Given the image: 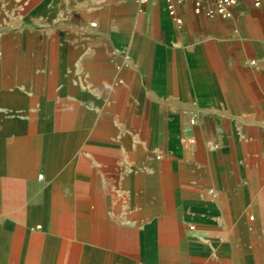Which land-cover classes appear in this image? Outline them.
I'll return each mask as SVG.
<instances>
[{"label": "crops", "instance_id": "0c3cea01", "mask_svg": "<svg viewBox=\"0 0 264 264\" xmlns=\"http://www.w3.org/2000/svg\"><path fill=\"white\" fill-rule=\"evenodd\" d=\"M229 12L0 0V264H206L264 228V11Z\"/></svg>", "mask_w": 264, "mask_h": 264}, {"label": "rangeland", "instance_id": "374dc122", "mask_svg": "<svg viewBox=\"0 0 264 264\" xmlns=\"http://www.w3.org/2000/svg\"><path fill=\"white\" fill-rule=\"evenodd\" d=\"M260 133L264 134V132ZM111 134L113 135V132ZM146 138L149 139L148 135L146 136ZM211 147L213 150L216 149L215 145H212ZM258 147L259 146L257 144V148ZM261 149L264 152V147ZM35 177L38 179L37 174ZM35 177L33 179H35ZM250 217H254L253 213L247 214V221L250 223V225L247 227L244 237L241 239V237L237 236L238 241H224L222 243L223 250L218 256H216L215 254L214 242H211L209 238L206 240L205 246L207 250V256L209 257L206 264H264V228L260 230L256 225H254L253 221L250 220ZM239 229L240 228L238 226H234L230 221L225 220L223 226H219L217 229L213 227L208 229V231H211L212 233H215V231H217L218 233L223 234L224 237L228 235L227 239H230L231 237L234 238V235L238 234ZM136 232L137 229L134 228L123 229L115 227L113 234V238L115 240H118V243L114 244V250L126 253L129 258L134 261L137 260L136 257L138 254L136 240L137 236H135ZM125 234L128 236L127 241L124 237ZM183 260L184 264H189L187 263V259ZM191 262L194 263V261Z\"/></svg>", "mask_w": 264, "mask_h": 264}, {"label": "built area", "instance_id": "2783aa9c", "mask_svg": "<svg viewBox=\"0 0 264 264\" xmlns=\"http://www.w3.org/2000/svg\"><path fill=\"white\" fill-rule=\"evenodd\" d=\"M139 2H145L146 0H136ZM167 4V10L170 16L173 18L177 26H181V20L175 14V4L181 3L185 0H165ZM194 4V11L196 13H203L207 17L219 15L223 18L230 16V8L235 6L238 0H192ZM254 8L262 9L264 11V0H251ZM93 26V24H90ZM191 123L193 120H190ZM41 178V176H39Z\"/></svg>", "mask_w": 264, "mask_h": 264}, {"label": "bare ground", "instance_id": "6f19581e", "mask_svg": "<svg viewBox=\"0 0 264 264\" xmlns=\"http://www.w3.org/2000/svg\"><path fill=\"white\" fill-rule=\"evenodd\" d=\"M96 244V243H95Z\"/></svg>", "mask_w": 264, "mask_h": 264}]
</instances>
